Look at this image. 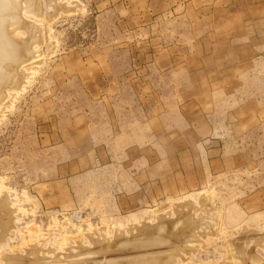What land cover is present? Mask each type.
<instances>
[{"label": "rangeland", "instance_id": "1", "mask_svg": "<svg viewBox=\"0 0 264 264\" xmlns=\"http://www.w3.org/2000/svg\"><path fill=\"white\" fill-rule=\"evenodd\" d=\"M11 1L0 0V264H264V138L239 169L135 210L86 153L79 116L100 92L139 67L167 75L193 42L162 41L145 0L128 14L115 0ZM148 77L152 89L157 70Z\"/></svg>", "mask_w": 264, "mask_h": 264}, {"label": "crops", "instance_id": "2", "mask_svg": "<svg viewBox=\"0 0 264 264\" xmlns=\"http://www.w3.org/2000/svg\"><path fill=\"white\" fill-rule=\"evenodd\" d=\"M132 2L112 6L128 14ZM146 8L149 23L166 27L162 41L193 42L191 59L167 75L143 66L116 76L110 95L102 90L79 116L86 153L112 171L111 186L131 210L239 169L250 139L264 138V0H145ZM149 70H157L152 89Z\"/></svg>", "mask_w": 264, "mask_h": 264}, {"label": "bare ground", "instance_id": "3", "mask_svg": "<svg viewBox=\"0 0 264 264\" xmlns=\"http://www.w3.org/2000/svg\"><path fill=\"white\" fill-rule=\"evenodd\" d=\"M14 1H15V0H13V1H11V2H14ZM19 1H20V0H19ZM26 1H27V0H26ZM31 1H32V0H31ZM2 2H3V7H4V6H5V5H4V2H5V1H2ZM2 2H1V3H2ZM9 2H10V1H9ZM28 2H30V0H28L27 3H28ZM38 2H39V1H38ZM38 2H36V3H38ZM6 3H7V0H6ZM27 3L25 2V4H27ZM33 3H34V5H36V3H35L34 0H33ZM33 3H32L31 5H33ZM12 4H13V3H12ZM15 4H17V3H14L13 5L17 7V6H19L21 3L19 2L17 5H15ZM8 5H10V3H7V6H8ZM38 5H39V4H38ZM16 7H14V8H16ZM14 8H12V9H14ZM35 8H36V7H35ZM0 9H1V8H0ZM5 9H7V8H5ZM2 10H3V9H2ZM15 16H16V15H15ZM11 17H12V16H11ZM13 17H14V16H13ZM3 18H4V17H3ZM9 19H10V18H9ZM2 21H3V20H2ZM23 21H24V20H23ZM23 21H22V22H23ZM24 22H25V21H24ZM3 24H4V23H3ZM26 24H27V23H26ZM1 25H2V24H1ZM0 27H1V26H0ZM4 29H5V28H4ZM34 29H35V28H34ZM37 29H38V28H37ZM0 30H1V29H0ZM8 32H9V31H8ZM4 33H5V32H4ZM4 33H3V35H4ZM0 35H1V34H0ZM12 35H13V34H12ZM4 36H5V35H4ZM37 38H38V37H37ZM6 39H7V37H6ZM35 39H36V38H35ZM30 44H31V43H30ZM7 48H9V47H7ZM9 49L12 50V48H9ZM9 49H8V50H9ZM26 49H27V48H26ZM13 50H14V49H13ZM4 51H5V50H4ZM22 51H23V50H22ZM4 53H5V52H4ZM21 54H22V53H21ZM14 56L17 57L16 54H14ZM22 57H23V56H22ZM19 58H21V57H19ZM17 60H18V59H17ZM26 60H27V59H26ZM11 61H12V60H11ZM15 61H16V60H15ZM15 61H14V62H15ZM21 61H22V59H21ZM19 62H20V60H19ZM14 64H16V63H14ZM19 65H20V64H19ZM19 73H20V72H19ZM19 73H18V75H19ZM20 74H21V73H20ZM21 77H22V76H21ZM2 78H3V77H2ZM17 78H18V77H17ZM14 79H15V78H14ZM18 79H19V78H18ZM23 79H24V78H23ZM5 80H6V79H5ZM21 80H22V79H21ZM5 82H6V81H5ZM2 83H3V82H2ZM15 83H17V85H18L17 79L15 80ZM5 84H6V83H5ZM20 84H21V83H20ZM11 85H12V84H11ZM2 87H3V86H2ZM185 203H186V202H185ZM192 204H193L192 202H189V203L186 204V206H190V207H192V206H193ZM181 205H183V204H181ZM184 205H185V204H184ZM180 207H182V206H180ZM183 207H185V206H183ZM183 207H182V208H183ZM3 224H4V223H3ZM167 226H168V225H167ZM164 229H165V228H164ZM152 235H153V234H152ZM161 236H162V235H161Z\"/></svg>", "mask_w": 264, "mask_h": 264}]
</instances>
